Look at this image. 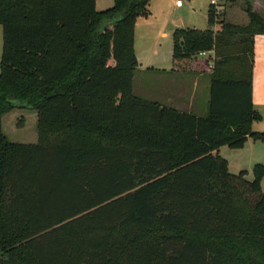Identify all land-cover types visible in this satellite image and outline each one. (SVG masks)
<instances>
[{"label":"trees","instance_id":"trees-1","mask_svg":"<svg viewBox=\"0 0 264 264\" xmlns=\"http://www.w3.org/2000/svg\"><path fill=\"white\" fill-rule=\"evenodd\" d=\"M151 1L0 0V264H264V164L249 181L214 154L264 142V18L247 3L238 26L210 5L209 29L175 30V70L211 78L198 117L133 92ZM16 108L38 113L37 144L5 135Z\"/></svg>","mask_w":264,"mask_h":264},{"label":"crops","instance_id":"crops-1","mask_svg":"<svg viewBox=\"0 0 264 264\" xmlns=\"http://www.w3.org/2000/svg\"><path fill=\"white\" fill-rule=\"evenodd\" d=\"M254 2L256 3V11L264 9L263 0H255ZM223 3L226 8L220 12L222 18L224 16L227 17L228 13H233V16L238 14L237 0L224 1ZM96 8L98 11H104L103 8L98 9V0ZM176 8L177 10H182L184 4L182 7L176 6ZM242 12L246 11L243 10ZM249 23L250 19L246 24L238 26H247ZM162 28L160 29L161 39H167L170 36L173 39L175 30L187 29L188 27L168 26V29L165 28L167 30ZM153 29L154 26L149 22L148 18L141 17L138 19L135 28V51L139 65L133 78L134 94L144 101L155 102L163 108L205 117L210 102V76L205 73L176 71L173 62V44L171 43L169 51L164 53L154 50L156 46L151 35ZM219 29L220 26H217L213 31L217 32ZM138 45L140 50H138ZM254 52L252 101L254 110L261 115L262 120L254 123L252 130L254 132H263L264 130L261 129V126L264 123V35L256 37ZM210 58H214V53H211ZM217 153L228 161L229 171L232 174L245 171L249 175L257 163L264 164V142L254 141L251 138H248L242 149H231L228 146H224L214 154Z\"/></svg>","mask_w":264,"mask_h":264},{"label":"rangeland","instance_id":"rangeland-1","mask_svg":"<svg viewBox=\"0 0 264 264\" xmlns=\"http://www.w3.org/2000/svg\"><path fill=\"white\" fill-rule=\"evenodd\" d=\"M177 0H152L149 6V14L146 18L149 19L154 26L151 35L154 39L153 43L156 46L154 50L157 52L169 51L171 43L173 44L172 36L167 39H161L160 29L167 30L168 26H183V28H196L199 30L209 29L207 13L210 0H182L184 3V8L182 10H177L176 8ZM237 9L239 12L236 16L233 13H228L227 17L224 16L222 20L231 22L236 25H244L249 21V17L245 11L247 3H249L252 9L260 14L264 18V9L261 11H256L255 0H237ZM264 1V0H263ZM236 2V1H235ZM114 0H98V9H108L113 7ZM226 5L224 3H219L217 9L225 10ZM242 10V11H241ZM236 11V10H235ZM220 26L212 27L213 30ZM167 28V29H165ZM182 28V27H178ZM172 34V33H168ZM2 48H3V35L2 26L0 25V60L2 58ZM138 45V50L139 49ZM38 113L29 108H16L12 112L8 113L3 119V131L5 135L11 142L21 143V144H37L38 143ZM264 130V123L261 126ZM264 132V131H263ZM260 164V163H257ZM235 174V173H233ZM237 174V173H236ZM247 180L253 181L254 175L253 171L246 176ZM262 191L264 192V179L261 182Z\"/></svg>","mask_w":264,"mask_h":264},{"label":"built area","instance_id":"built-area-1","mask_svg":"<svg viewBox=\"0 0 264 264\" xmlns=\"http://www.w3.org/2000/svg\"><path fill=\"white\" fill-rule=\"evenodd\" d=\"M224 1H232V0H210L211 5L214 6V7L216 8L218 14L220 13V11L217 9V6H218L219 3H222V2H224ZM183 4H184V3H183L182 0H177V1H176V6H177V7H182ZM211 53H214V52H213V51H210V52H203V53L200 54V57H201V58H210Z\"/></svg>","mask_w":264,"mask_h":264}]
</instances>
